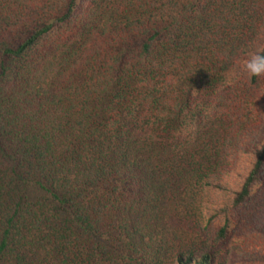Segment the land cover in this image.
<instances>
[{
	"label": "trees",
	"instance_id": "16d2710c",
	"mask_svg": "<svg viewBox=\"0 0 264 264\" xmlns=\"http://www.w3.org/2000/svg\"><path fill=\"white\" fill-rule=\"evenodd\" d=\"M260 46L264 0H0V264H264Z\"/></svg>",
	"mask_w": 264,
	"mask_h": 264
},
{
	"label": "clouds",
	"instance_id": "9594fccd",
	"mask_svg": "<svg viewBox=\"0 0 264 264\" xmlns=\"http://www.w3.org/2000/svg\"><path fill=\"white\" fill-rule=\"evenodd\" d=\"M242 71L250 77L264 78V46L257 47L247 53V58L243 61ZM192 94L196 95L195 89H193Z\"/></svg>",
	"mask_w": 264,
	"mask_h": 264
},
{
	"label": "rangeland",
	"instance_id": "374dc122",
	"mask_svg": "<svg viewBox=\"0 0 264 264\" xmlns=\"http://www.w3.org/2000/svg\"><path fill=\"white\" fill-rule=\"evenodd\" d=\"M261 131H262V134H264V123H263V127H262Z\"/></svg>",
	"mask_w": 264,
	"mask_h": 264
}]
</instances>
